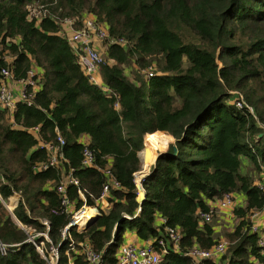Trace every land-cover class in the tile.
<instances>
[{
	"label": "trees",
	"instance_id": "obj_1",
	"mask_svg": "<svg viewBox=\"0 0 264 264\" xmlns=\"http://www.w3.org/2000/svg\"><path fill=\"white\" fill-rule=\"evenodd\" d=\"M84 16L105 27L102 88L82 74L60 27L73 20L77 29ZM2 69L16 83L34 71L36 89L24 85V100L0 108V264H46L28 242L42 238L26 229L46 234L57 264H86L72 252L68 263L59 238L70 215L54 189L68 170L77 182L64 186L72 211L98 213L70 238L101 264H114L125 232L158 250L164 227L180 239L158 264H264V246L250 231L251 216L264 209L254 184L264 166V0H0ZM154 133L172 142L147 169L137 203L132 177L141 172L144 137L155 147ZM56 134L62 164L37 171L47 159L40 145H56ZM84 147L92 167H80ZM107 178L117 189L108 188L104 212L98 198ZM226 195L242 196L243 205L231 210L224 254L194 262L188 251L220 241L200 215Z\"/></svg>",
	"mask_w": 264,
	"mask_h": 264
},
{
	"label": "built area",
	"instance_id": "obj_2",
	"mask_svg": "<svg viewBox=\"0 0 264 264\" xmlns=\"http://www.w3.org/2000/svg\"><path fill=\"white\" fill-rule=\"evenodd\" d=\"M35 18L37 14H32ZM73 20H64L61 24L62 34L65 37V40L69 46L70 51L76 57V64L78 65L82 74L86 77L87 81L90 84H93L98 87H103L100 80L98 79L99 66L102 63V59L97 52V44L105 39L106 31L105 27L101 24H97L94 19L90 16H84L81 21L79 28L73 29ZM100 50V48H99ZM35 75L34 71H30L28 73L27 80L25 82H12L10 79L9 72L6 69H2L0 71V108L11 111L15 102L18 100H24V95L22 92V88L24 85H27L32 88V90L36 89V85L32 82L31 77ZM151 70L146 71V76H151ZM17 86V98L13 95V92L10 88V85ZM234 94V92H233ZM236 107H240L239 103L235 104ZM31 133H35L36 129H32ZM262 135L264 136V127H262ZM56 145L45 144L40 145L46 154L47 159L44 164H39L36 166V170H44L48 167L57 168L63 162V157L60 153V147L63 145V140L56 134ZM82 144L86 142L80 141ZM92 155L91 153L84 147L81 153V168L92 167ZM146 173V172H145ZM145 173L140 172L133 174V184L136 190V195L141 192L140 183L143 179ZM107 176V172H104ZM255 186L259 192L264 196V166H259V171L256 174ZM72 185L76 186L77 182L73 177L71 171H67L65 174H61V177L55 186V193L60 198V206L62 210L70 215L69 221L67 224L60 230L59 238L61 241L66 242V258L67 262L70 263V253H78L81 254L86 264H101L100 257L97 253L93 252L89 247L85 246L84 243L78 242L73 243L70 238V230H74L77 233L81 232V228L85 224L88 218H84V210L86 207L82 206L80 209L76 211H72L71 205L68 203L64 196V186ZM117 189V185L110 180L106 179L105 185L101 189V193L98 198V204L101 206V202L105 201V196L107 195L108 188ZM137 198V196H136ZM233 197L230 195L223 196L221 199L208 202L212 203L213 207H209V211L206 214H201L200 219L205 223H209L211 221V217L215 215V213L222 211H229L236 206L233 202ZM160 224L164 223L163 220H159ZM250 231L255 233L259 237V245L264 246V209L262 212L254 213L250 218ZM46 228V223H41ZM163 238L157 240L156 245L158 250L152 248V246L148 243L145 246L139 247L132 243H122L114 254V264H158L160 262V258L163 254H165L167 250V246L171 248L173 251H177V244L180 239L179 231L175 228H167L163 229ZM27 232L34 234L35 237H41L42 241L35 243L31 238H28V242L31 243L34 247L37 255L46 262V264H57L58 260V251L57 248L50 245V241L48 240L45 233L38 234L34 233L31 229H26ZM225 242L219 241L212 248L205 251H200L195 248L188 251L185 255L189 257L192 261L197 262L199 260H218L223 254L225 250ZM75 247H78L80 250H76ZM6 254V248L3 245H0V255L4 256Z\"/></svg>",
	"mask_w": 264,
	"mask_h": 264
},
{
	"label": "crops",
	"instance_id": "obj_3",
	"mask_svg": "<svg viewBox=\"0 0 264 264\" xmlns=\"http://www.w3.org/2000/svg\"><path fill=\"white\" fill-rule=\"evenodd\" d=\"M97 47L100 48V44H97ZM10 88L13 89L12 90L13 95L15 96V98H17V92H15V91H17V86L11 84L10 85ZM80 141L87 142V139H86V137H83V138L80 139ZM158 153H160V152L154 151L155 156L152 157V161L149 164H146V165L141 164V172H143V173L147 172V169H149V167L153 164L154 159H155V157H156V155ZM138 157H139V159H141V151L138 153ZM244 164H245V166H247L246 163H244ZM138 195H139V193H138ZM138 195H137V198H136V202L137 203H139L138 202V197H139ZM17 199H18V197L15 196V195L12 196L11 198H9L6 208L7 209H12L16 205ZM233 199H234L233 202H234V204H236V206H242L243 205V197L242 196L237 195V196H234ZM207 205L210 208L213 207V204L212 203H207ZM100 207H101V209L104 212L108 211L109 208H110V206L107 204L106 201H102ZM88 209L93 210L94 211V215L97 214V216H98V213H97L96 209H94V208H92V209L91 208H88ZM217 215H220L221 217H223L226 222L232 221V219H233L232 218V215H231V212H229V211H222V212L215 213L214 217L215 218H218ZM157 221H158V224H159L160 221L159 220H157ZM157 221H156V223H157ZM217 225L214 227V230H215L216 235L218 236V230H220L222 228H219ZM219 225L221 227H224L223 224H219ZM231 227H232V225L230 226V229H231ZM230 229L227 228V231H230ZM123 243H132V244H134L136 246H139V247H142V246H145L146 244H148V243H143V242L137 240V238L135 237V235L133 234V232H125L124 233V235H123Z\"/></svg>",
	"mask_w": 264,
	"mask_h": 264
},
{
	"label": "rangeland",
	"instance_id": "obj_4",
	"mask_svg": "<svg viewBox=\"0 0 264 264\" xmlns=\"http://www.w3.org/2000/svg\"><path fill=\"white\" fill-rule=\"evenodd\" d=\"M97 52L99 53V55H100V57H101V59H103V56H102V50L100 49L99 50V47L97 48ZM126 73H127V71H126ZM128 74V73H127ZM149 136H158V138H157V140L156 139H153V141H154V145H155V147L154 146H150V147H148V145H147V137H148V135L147 136H145V138H144V140H143V147H148L147 149L150 151V154H151V161H152V157H154L155 156V154H154V151H157V152H163L165 149H166V146H167V144L168 143H171L172 142V140H169L170 139V137H168V136H165V135H162L161 133H154V134H150ZM150 161V162H151ZM147 163H145L144 165H146ZM255 179H256V177H255ZM5 206V208H6V205H4ZM6 210L7 211H10L11 209H7L6 208ZM93 212V211H92ZM217 217L218 218H215L214 216L212 217V219H211V221H210V223L215 227L217 224V226L219 227V228H222V229H220V230H218V236H217V238L218 239H220V241H224L223 240V237H222V235H223V233L224 232H228L227 231V228H229L230 229V226L232 225H234V223H235V220L234 219H232V221H228V222H226L225 220H224V218L223 217H221L220 215H217ZM219 224H223V226L224 227H221ZM226 228V229H225ZM232 228V227H231ZM226 231H225V230Z\"/></svg>",
	"mask_w": 264,
	"mask_h": 264
},
{
	"label": "water",
	"instance_id": "obj_5",
	"mask_svg": "<svg viewBox=\"0 0 264 264\" xmlns=\"http://www.w3.org/2000/svg\"><path fill=\"white\" fill-rule=\"evenodd\" d=\"M258 138L260 137V135H258L257 136ZM160 153H163V152H160ZM160 153H158L157 155H156V157L160 154ZM155 157V158H156ZM151 160V154H150V151L146 148V147H143L142 148V150H141V159H140V163L141 164H145V163H147V162H149ZM139 197H138V202L140 203L142 200H143V198H144V196H143V194H142V192H139V195H138ZM95 217H97V214H93L92 216H90L88 219H87V221L85 222V224L83 225V227L81 228V231H83L87 226H88V224L93 220V219H95Z\"/></svg>",
	"mask_w": 264,
	"mask_h": 264
},
{
	"label": "bare ground",
	"instance_id": "obj_6",
	"mask_svg": "<svg viewBox=\"0 0 264 264\" xmlns=\"http://www.w3.org/2000/svg\"><path fill=\"white\" fill-rule=\"evenodd\" d=\"M151 161V160H150ZM150 161L149 162H147V164H149L150 163ZM87 209V208H86ZM84 210V214H83V217L84 218H89L90 216H92L93 214H94V212H90V211H88V210Z\"/></svg>",
	"mask_w": 264,
	"mask_h": 264
}]
</instances>
